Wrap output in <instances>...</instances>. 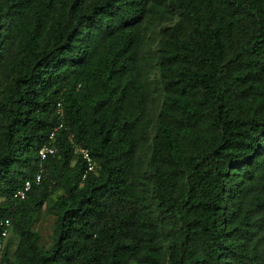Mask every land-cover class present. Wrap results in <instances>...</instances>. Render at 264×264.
<instances>
[{
	"label": "trees",
	"instance_id": "1",
	"mask_svg": "<svg viewBox=\"0 0 264 264\" xmlns=\"http://www.w3.org/2000/svg\"><path fill=\"white\" fill-rule=\"evenodd\" d=\"M0 219L2 264H264V0H0Z\"/></svg>",
	"mask_w": 264,
	"mask_h": 264
},
{
	"label": "built area",
	"instance_id": "2",
	"mask_svg": "<svg viewBox=\"0 0 264 264\" xmlns=\"http://www.w3.org/2000/svg\"><path fill=\"white\" fill-rule=\"evenodd\" d=\"M61 103L57 104V117L58 120L60 121V124L58 126V128H56L54 130V132L50 135L49 140L46 144H44L38 151L37 156L40 160V162H44L47 157H51V156H55L57 150H55V146H54V133L61 130L63 128V111L61 110ZM78 155L80 156L81 160L85 163L86 169H85V174L83 176L82 179H84L88 174L93 173L95 170V166L94 163L88 153V150L85 149H80L78 150ZM42 174H43V170L40 169L35 177L33 181H26L25 183H23V185L16 190L13 193L12 198L14 200H24L27 196V194L29 193V191L31 190V187L33 184L35 185H39L41 183L42 180ZM11 232H12V224L11 221L8 219H0V264H2V257H3V253L4 250L6 248L7 242L10 239L11 236Z\"/></svg>",
	"mask_w": 264,
	"mask_h": 264
},
{
	"label": "rangeland",
	"instance_id": "3",
	"mask_svg": "<svg viewBox=\"0 0 264 264\" xmlns=\"http://www.w3.org/2000/svg\"><path fill=\"white\" fill-rule=\"evenodd\" d=\"M164 23H157L155 24L153 30L148 35V43L152 46H154L158 40H160V29ZM146 152L147 150L142 151V156L144 159L146 158ZM53 224L54 220L50 217H47L45 214H43V217L39 220V222L36 223L35 231L40 236V247H42L44 250H48L53 243ZM17 239H14L12 241L9 254L10 257H12V253L14 251L15 245H16Z\"/></svg>",
	"mask_w": 264,
	"mask_h": 264
}]
</instances>
